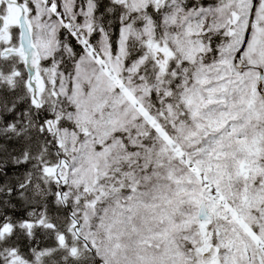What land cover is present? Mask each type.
<instances>
[{
	"label": "snow or ice",
	"instance_id": "1",
	"mask_svg": "<svg viewBox=\"0 0 264 264\" xmlns=\"http://www.w3.org/2000/svg\"><path fill=\"white\" fill-rule=\"evenodd\" d=\"M0 264H264V0H0Z\"/></svg>",
	"mask_w": 264,
	"mask_h": 264
}]
</instances>
